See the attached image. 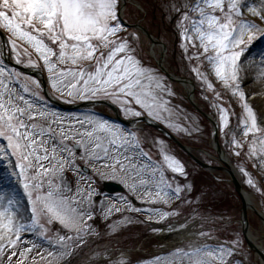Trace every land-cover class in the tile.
I'll return each mask as SVG.
<instances>
[{
    "label": "rangeland",
    "instance_id": "1",
    "mask_svg": "<svg viewBox=\"0 0 264 264\" xmlns=\"http://www.w3.org/2000/svg\"><path fill=\"white\" fill-rule=\"evenodd\" d=\"M136 3L149 16L140 12L131 21L166 46L170 72L195 84L196 106L218 122L220 145L183 87L160 74L149 41L119 25V0H0V28L12 60L41 68L60 101L108 100L124 118L144 114L206 165L222 167L223 151L264 217V111L247 91L264 69V8L247 0ZM100 112H59L35 79L0 57V139L29 196L23 190L0 211V264H260L242 237V204L225 173L218 169L212 174L219 181H211L173 143L128 131L105 118L108 109ZM108 180L125 193L104 196ZM180 205L195 210L197 241L164 254L165 241L149 224H167ZM261 221L248 212L249 234L264 248ZM78 249L85 252L76 258Z\"/></svg>",
    "mask_w": 264,
    "mask_h": 264
},
{
    "label": "water",
    "instance_id": "2",
    "mask_svg": "<svg viewBox=\"0 0 264 264\" xmlns=\"http://www.w3.org/2000/svg\"><path fill=\"white\" fill-rule=\"evenodd\" d=\"M144 34L149 38L151 39V37L149 36V34L146 32V31H143ZM0 38H1V50H2V53H3V47L4 45L6 44V40L4 38V36L2 35V33L0 32ZM16 69H18L19 71L23 72V73H26V74H31L32 76H36L37 78H39V75L36 73V74H33L31 73L29 70H26V69H21L19 68L18 66L16 65H13ZM158 66L159 68L161 69V71L164 73V75L171 81V82H175V83H179V82H182V81H179L178 79H175L173 78L170 74H168L166 72V70L163 68L162 66V56L158 62ZM42 86H43V89H44V92H45V95L48 96V93L46 91V88H45V85L42 83ZM98 105H107L109 106L115 113H117L116 111V108L109 105L108 103H105V102H90V103H83V104H80L78 106H68V107H65V106H60L61 108L63 109H68V110H72V109H76V108H92L94 106H98ZM122 124L128 126V127H131L133 128L134 127V124L136 122H143L145 123L146 125L148 126H151L153 127L154 129L158 130L159 132H161L162 134H164L165 136H167L168 138H170L172 141L176 142L175 138H173L170 134H168L162 127L158 126L157 124H155L153 121L149 120V119H141V120H135V121H123L119 118H117ZM183 151L187 152V149L182 147L181 145H179ZM197 163L199 165H201L202 167L205 168V166L203 164H201L200 162L197 161ZM227 172L228 174L231 176V179H232V183H233V186L236 190V192L239 194L240 198H241V203H242V208H241V213H242V223H243V233H244V236L247 240V243L249 245V247L253 250H255V248L253 247V245L249 242V240L247 239L246 237V232H247V219H246V210L248 208V205L246 204L245 200H244V197H243V192H242V189L238 183V181L236 180V178L234 177V175L232 174V171L230 170L229 167H227ZM256 251V250H255ZM264 259V258H263Z\"/></svg>",
    "mask_w": 264,
    "mask_h": 264
},
{
    "label": "bare ground",
    "instance_id": "3",
    "mask_svg": "<svg viewBox=\"0 0 264 264\" xmlns=\"http://www.w3.org/2000/svg\"><path fill=\"white\" fill-rule=\"evenodd\" d=\"M248 2L254 3L255 1L254 0H248ZM257 5L259 7L264 8V0H257ZM242 67L240 68V71L243 75L244 68H242ZM244 71H246V70H244ZM257 75L258 76L255 77V79H252L253 82L251 85H249V88L247 91H250L252 94H255V98L252 101H254V103L259 106V109H262L264 111V69H257ZM262 114H264V113H262ZM0 154H1L2 159L6 160V163H9V161L5 158L4 153L2 151H0ZM3 169L5 170L4 167H2V170H0V178L3 180H5V179L7 180L8 178L5 175V171ZM5 182L6 181H4V184H6V186L9 187V185ZM7 182H8V180H7ZM0 185H3L2 181L0 182ZM9 191L3 190L0 192V211L1 210L3 211V208H5L7 206L8 207L13 206V204L11 203V201L9 199H11L13 202H14L13 198L17 199V194H16L15 190L14 191L12 190L10 192ZM244 198L246 200V204L249 207L251 205H253V198L250 194L245 195ZM249 237L252 240V242L254 243V245L257 247V249L264 251V248L260 247L256 243L255 238L253 236H251V234L249 235Z\"/></svg>",
    "mask_w": 264,
    "mask_h": 264
},
{
    "label": "trees",
    "instance_id": "4",
    "mask_svg": "<svg viewBox=\"0 0 264 264\" xmlns=\"http://www.w3.org/2000/svg\"><path fill=\"white\" fill-rule=\"evenodd\" d=\"M153 18V17H152ZM127 21H128V19H127Z\"/></svg>",
    "mask_w": 264,
    "mask_h": 264
}]
</instances>
